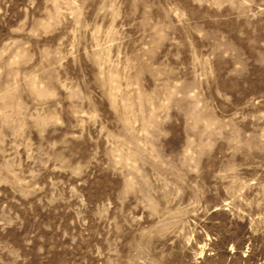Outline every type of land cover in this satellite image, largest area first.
I'll return each instance as SVG.
<instances>
[{
    "label": "rangeland",
    "instance_id": "rangeland-1",
    "mask_svg": "<svg viewBox=\"0 0 264 264\" xmlns=\"http://www.w3.org/2000/svg\"><path fill=\"white\" fill-rule=\"evenodd\" d=\"M0 264H264V0H0Z\"/></svg>",
    "mask_w": 264,
    "mask_h": 264
}]
</instances>
